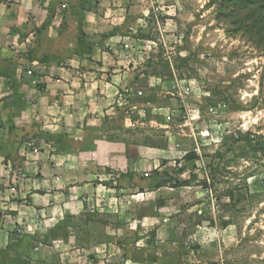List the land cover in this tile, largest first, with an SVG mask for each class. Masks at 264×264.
<instances>
[{"label":"rangeland","instance_id":"obj_1","mask_svg":"<svg viewBox=\"0 0 264 264\" xmlns=\"http://www.w3.org/2000/svg\"><path fill=\"white\" fill-rule=\"evenodd\" d=\"M121 4L103 36L130 85L98 125L28 137L24 149L45 155L9 158L0 217L31 198L36 211L23 209L0 264H264V30L251 31L253 8ZM11 183L22 189L5 191ZM43 246L48 263L32 254Z\"/></svg>","mask_w":264,"mask_h":264},{"label":"crops","instance_id":"obj_2","mask_svg":"<svg viewBox=\"0 0 264 264\" xmlns=\"http://www.w3.org/2000/svg\"><path fill=\"white\" fill-rule=\"evenodd\" d=\"M123 6L121 0H0V194L9 158L46 153L42 146L26 151L28 137L35 135L36 142L42 133L48 139L72 124L98 125L115 92L130 85V66L116 67L121 61L113 37L103 36L121 22ZM38 165L29 160L24 168L32 174ZM12 188L20 190L22 183L4 190ZM11 204L0 217V248L23 209L36 211L33 198ZM32 254L46 263L53 256L48 246Z\"/></svg>","mask_w":264,"mask_h":264},{"label":"trees","instance_id":"obj_3","mask_svg":"<svg viewBox=\"0 0 264 264\" xmlns=\"http://www.w3.org/2000/svg\"><path fill=\"white\" fill-rule=\"evenodd\" d=\"M232 6L230 10L233 11L236 7L240 9L253 8V20L250 26L251 31L260 32L264 30V0H227ZM186 159H191V156H185Z\"/></svg>","mask_w":264,"mask_h":264}]
</instances>
